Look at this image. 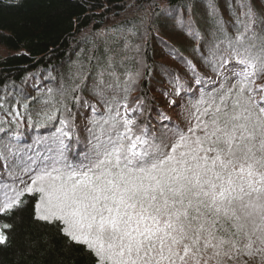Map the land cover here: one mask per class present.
Masks as SVG:
<instances>
[{"label":"snow or ice","instance_id":"obj_1","mask_svg":"<svg viewBox=\"0 0 264 264\" xmlns=\"http://www.w3.org/2000/svg\"><path fill=\"white\" fill-rule=\"evenodd\" d=\"M238 5L226 26L206 0L210 39L190 7L188 19L162 7L157 15L196 42V62L146 26L153 62L136 45L139 67L125 81L110 72L114 83H105L100 73L93 95L102 112L77 94L79 84L32 97L41 105L36 122L28 97L17 99L29 127H54L31 144L19 140L25 116L0 103L11 117L0 125L17 129L0 142V214L27 210L92 264H264V15L248 0ZM153 90L171 114L149 98ZM73 107L91 115L86 150L70 157L73 137L79 143ZM10 228L0 225V244Z\"/></svg>","mask_w":264,"mask_h":264},{"label":"trees","instance_id":"obj_2","mask_svg":"<svg viewBox=\"0 0 264 264\" xmlns=\"http://www.w3.org/2000/svg\"><path fill=\"white\" fill-rule=\"evenodd\" d=\"M133 1L142 4L150 1L165 2L175 8L191 5L189 0H0V103L6 100L8 108L20 107L16 104V100L26 96L29 99L28 113L37 117L41 105L37 100L31 99L32 97L39 98L49 88L54 89V92L62 86L69 89L70 84L73 83L72 80L75 82L76 75L89 76L87 84H80L83 87L80 90H83L86 95L87 91L94 90L95 84L92 78L96 76V72L99 74L97 69L102 63L108 65L110 57H114L115 61L116 57L120 58V63L110 62L107 70L113 68L116 76L124 72L134 73L136 70H132V67L134 63L137 65L136 60L129 57L127 61L124 59L130 53L127 50L133 45L134 47L140 45L143 51L147 48L145 55L148 57V62L152 63V50L156 47L155 43L150 41L146 45L143 28L132 29L136 27L130 24L131 21L121 20L126 8H129V4ZM215 2L219 10V18L225 25L233 24V11L239 14L240 10L235 6H228L225 1L222 4V0H215ZM250 2L252 3V0ZM195 3L191 7L193 17L194 14L195 17L197 15L199 20L204 21V25L209 27L210 19L207 13L201 9L198 10L200 6ZM261 11L259 7L257 12L264 15L260 13ZM185 12V14L182 13L184 18L188 10ZM194 21L204 37L210 39L208 30L200 27L196 19ZM104 30L108 36L109 31L114 33L111 37L115 44L112 45L114 52L108 50V42L102 38ZM151 30L153 32L158 30L163 36L168 35L166 27L158 20L153 22ZM128 31H132L133 34H128ZM122 32L125 35L122 37L121 44L125 42L127 50H124L123 45L122 47L117 45L116 36ZM229 33L234 34L231 27H229ZM178 40L191 42L184 34L179 35ZM184 54L196 62L192 55H187L188 52L184 51ZM159 59L157 55L156 61ZM167 62L179 68L175 61L168 59ZM75 63L81 64L82 71L74 70L72 64ZM32 77L37 84L28 80ZM104 79L106 83H114L112 78L104 77ZM257 82L264 83V78ZM142 87L145 89L148 87L144 80ZM7 88L10 92L5 97L1 90ZM141 94L138 91L132 92L129 103L136 100L132 97L133 95L137 98ZM148 95L149 98L156 97L160 106L171 114L158 92L153 90ZM195 98L192 97L193 100ZM56 99L59 100L57 97ZM91 100L94 101L97 109L101 107L96 100ZM78 109L73 107L72 110L76 113ZM23 113L25 114L24 109ZM1 114L7 115L3 110H0ZM0 127L4 128L2 133L11 129L7 124ZM36 129L43 132L50 131L47 127ZM83 134L88 136L86 130ZM33 135L30 134L29 138ZM75 153L77 151L73 152L74 155ZM24 199L29 201L30 207L32 203L30 197L25 195ZM4 223L10 224L11 228L5 229L7 240L4 244H0V264H92V258L83 247L69 246L54 226L34 221L27 210L16 211L11 215L0 214V225Z\"/></svg>","mask_w":264,"mask_h":264},{"label":"rangeland","instance_id":"obj_3","mask_svg":"<svg viewBox=\"0 0 264 264\" xmlns=\"http://www.w3.org/2000/svg\"><path fill=\"white\" fill-rule=\"evenodd\" d=\"M224 1L226 2V4L228 6H235L237 7L240 11L241 9L239 8V5H238V0H222V4H224ZM251 1V0H250ZM248 0V3H250L253 7V9L255 11H258L259 7L261 8V12L262 14H264V11H263V7H264V0H252V3ZM197 3L200 7H198V10H202L203 12H206L207 13V7H206V0H189V5L190 8L193 6V3ZM200 2V3H199ZM195 3V4H196ZM201 3L203 5H201ZM256 4V5H255ZM183 6V8H180V7H172L169 3H165V2H158V1H154V2H148L147 4H142L141 2L139 3H136V1H133L132 3L129 4V8H126L127 10L123 13V17L121 18V20H124V21H131L130 24H132L133 26H135L136 28H132V29H137V28H143V31H144V28L146 26H149L151 27V25L153 24V22L155 20H158L159 22L163 23L164 26L166 27V31L168 32V35H166L165 37L166 38H169L171 40V42L173 44H175L177 47H179L182 51H186V53L188 52L187 55H192L191 54V48L192 47H195L196 46V42L195 41H188V40H178V36L182 33L176 31L173 27V21L169 20V18L165 19L162 17V15H157V13L160 12V9L162 7H170V8H174V9H177L178 11V14H185L186 10L189 9L188 6H185V5H181ZM193 10H194V7H193ZM192 10H191V19L195 20L198 22V25H200V27H205L208 32L210 30V26H212L211 22H210V26L207 27L204 25V21L202 22V20H199V18L195 17V14H194V17L192 15ZM233 16V15H232ZM189 18V12L188 14L185 15V19H188ZM136 21V22H135ZM143 21V23H142ZM226 26H229V25H226ZM110 27V26H109ZM111 30V29H110ZM106 30L103 31L102 35V38L104 40H106V42H108V45H109V51H112L114 52V47L112 46L114 44V40L111 39V37L114 35L113 32L109 31V36L107 35V32H105ZM165 31V32H166ZM121 34V35H120ZM119 36H117L116 40H117V45L119 47H124V50H127V47H125V44H121L123 42V36L125 35V33H120ZM128 34H133L132 31H128ZM116 35V34H115ZM108 36V37H107ZM177 37V39H176ZM176 41H175V40ZM112 40V41H111ZM144 42V41H143ZM120 43V44H118ZM115 45V44H114ZM116 45V46H117ZM135 45H133L132 47H130L127 51H129L130 53L125 56L124 59H126V61L128 60L127 58L129 57L130 59L133 58L134 60H136V63H137V60L139 58V55L138 53L135 51ZM142 50V48H141ZM143 52V50H142ZM135 53V55H134ZM134 55V57H132ZM116 57V56H115ZM111 61L109 60V64L110 65V62H114L117 64L120 63V58L117 59L116 57V61H115V58L114 57H110ZM132 64V62L130 63V65ZM74 66V70L76 72H80L82 71L81 70V64H78V63H75V64H72ZM108 65H105L104 63H102L99 68L97 69V71L99 70V74L96 72L95 73V77H93V82L95 84V87L94 89L96 88L97 84L99 83V79H100V73H104V76H103V80L104 82L106 83V80L104 79V77H108V78H112L114 80V78L112 76L109 75L110 72H114L113 68H108ZM113 66V65H112ZM115 66V65H114ZM139 65L137 63V65L134 63L132 69L133 70H136L138 69ZM112 70V71H110ZM127 73L124 72V74H121L119 77L120 81L123 82L127 79ZM34 77V76H33ZM33 77L31 79L28 78V80H30L31 83L33 84H37L36 81L33 80ZM75 82L72 80L73 83L70 84V87L69 89L74 85V84H87L89 81V76L86 75V76H79V75H76L75 77ZM143 81V80H142ZM142 81L140 82L141 86H142ZM87 82V83H86ZM111 82V81H109ZM46 83V82H45ZM82 85L80 86V88H83ZM47 89V88H45ZM59 89V88H57ZM56 89V90H57ZM54 90V89H53ZM93 91L94 90H90V91H87V94L85 95L83 90H79L78 94L81 95L85 100H88L90 101L92 104L95 105L94 101L91 100V99H94L96 100V97L93 95ZM138 91V93H141L140 90H136ZM1 92L3 93V95L6 97L7 94L10 92V90L7 89H4V90H1ZM47 90H45V93L46 94ZM135 92V91H133ZM137 94V93H136ZM135 94V95H136ZM57 98L60 99L59 95L56 96ZM134 98V100L136 99V97H134V95L132 96ZM97 101V100H96ZM165 104V103H164ZM59 107V105H57ZM11 109H16L18 110L22 115L25 116V120H24V123L21 125L20 129L18 130L19 133H20V137H19V140H20V144L21 145H26V144H31L33 139L38 137V136H46L48 135L51 131L54 130V127L52 125H49L47 128H50V131L49 132H43V130H40V129H36L35 127H29L28 126V123H27V116L23 113V108L22 107H12ZM100 112L103 111V108L102 106L98 109ZM74 113V112H73ZM31 114V113H30ZM60 113H57V116H59ZM75 115V125H76V128H75V134L76 136L79 137V143L76 142V139L75 137H73V140L70 142L71 143V151L69 152V155L70 157L73 156V152L74 151H77V153L83 151V150H86V147H87V138L88 136L84 135L83 134V131L86 130L85 128V125L88 123V121L85 119L86 116H90L91 115V112H90V109H87V108H79L78 111L76 113H74ZM32 120L35 121L36 119H39L38 117L39 116H35V115H32ZM0 118L2 119H5V120H10L11 117H9L8 115H4V114H1L0 115ZM8 125V124H7ZM11 129L10 130H7L6 133H0V141H5V140H9L10 137H12L13 133L17 131V129L15 128V125H11L10 126ZM88 133V132H87ZM30 134H34L32 137L29 138V135ZM75 153V154H77ZM27 195V194H26Z\"/></svg>","mask_w":264,"mask_h":264},{"label":"bare ground","instance_id":"obj_4","mask_svg":"<svg viewBox=\"0 0 264 264\" xmlns=\"http://www.w3.org/2000/svg\"><path fill=\"white\" fill-rule=\"evenodd\" d=\"M117 21V20H116ZM109 29V28H108ZM117 37V36H116ZM112 41V40H111ZM97 52V51H96ZM133 70V69H132Z\"/></svg>","mask_w":264,"mask_h":264}]
</instances>
